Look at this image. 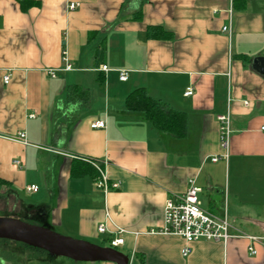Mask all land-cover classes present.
<instances>
[{"label": "crops", "instance_id": "crops-1", "mask_svg": "<svg viewBox=\"0 0 264 264\" xmlns=\"http://www.w3.org/2000/svg\"><path fill=\"white\" fill-rule=\"evenodd\" d=\"M27 2L24 11L18 0H0V179L25 213L101 247L121 238L114 249L130 264H264V236L254 256L248 240L230 239L191 243L183 257L182 238L159 234L165 202L183 195L190 179L204 210L264 233L259 214L241 209L231 187L232 171L264 164V76L252 68L264 57V0ZM136 89L183 113L185 137L127 111ZM226 112L224 159L216 117ZM96 121L105 127L92 129ZM20 132L28 145L10 140ZM100 171L118 188L98 189ZM30 186L37 191L25 192ZM18 258L0 252V264H49L35 254Z\"/></svg>", "mask_w": 264, "mask_h": 264}, {"label": "built area", "instance_id": "built-area-1", "mask_svg": "<svg viewBox=\"0 0 264 264\" xmlns=\"http://www.w3.org/2000/svg\"><path fill=\"white\" fill-rule=\"evenodd\" d=\"M78 7V4H69L67 9L72 11ZM222 32L230 34L229 27H223ZM64 68L63 70L68 71L71 69V65L68 63L67 58H63ZM100 70L106 71V66H101ZM51 77L55 76L54 71H48ZM127 72H120L119 80L125 81L127 79ZM8 77L4 78V83L8 82ZM192 95V89L188 88L184 96L188 97ZM247 103H245L246 105ZM216 120L219 124V141L220 147L225 151L222 156L224 159L227 158V148L229 143L230 135V114L226 112L223 115H218ZM105 123L103 121H96L91 124L92 129H103ZM10 140L19 142L22 145H28L25 140V134L20 132L15 136L11 137ZM217 158H213L212 162H216ZM12 164L19 168L20 161H13ZM96 187L98 189L107 192L109 188L117 189L118 184L114 183L109 185L108 180L104 173L99 172V177L96 180ZM36 186H30L25 189V192H36ZM200 189L195 185L193 179L188 181V187L185 193L181 196L176 197L174 200H167L163 210V223L159 230V234L165 236H177L184 240L187 244L182 249L181 254L186 257L190 250L188 245L198 241L207 242H221L226 244L230 239H246L250 243L247 248L248 253L251 256L256 255L257 251L254 248L255 244L260 243L262 240L259 237L245 234L244 232L233 227L226 218H217L204 210L199 200ZM106 232L105 225H99L97 227V233L103 234ZM123 243L121 238H116L110 241L111 248H116Z\"/></svg>", "mask_w": 264, "mask_h": 264}, {"label": "water", "instance_id": "water-1", "mask_svg": "<svg viewBox=\"0 0 264 264\" xmlns=\"http://www.w3.org/2000/svg\"><path fill=\"white\" fill-rule=\"evenodd\" d=\"M252 68L264 76V57L254 58ZM0 241L19 243L42 251L50 257L64 258L76 263L130 264L129 258L114 248L70 238L45 226L12 217H0Z\"/></svg>", "mask_w": 264, "mask_h": 264}, {"label": "rangeland", "instance_id": "rangeland-1", "mask_svg": "<svg viewBox=\"0 0 264 264\" xmlns=\"http://www.w3.org/2000/svg\"><path fill=\"white\" fill-rule=\"evenodd\" d=\"M231 187L232 191L237 196V202L241 209L247 211L254 210L259 214L261 221H264V164L261 168H257V170H244L242 172L239 170L237 173L232 171ZM17 194L19 196L21 192L20 194ZM21 206L20 201L9 190H0V217L16 218L30 224L45 226L53 231H56L54 226L45 225L41 218L35 217L31 214H26ZM232 220L235 221L234 218H230V221ZM235 226L248 234L255 235L257 237L264 236L263 231H261L262 228L256 224L236 222ZM57 233L72 238L71 232L67 233L57 230ZM102 244L106 245L103 242ZM3 251L8 252L10 255L18 253V260L20 261H26L24 258L28 259V256L35 254L37 258H41L40 260H44L49 264H54L55 262H69L67 259L50 257L46 254L38 253L28 247L16 245L14 242H0L1 254ZM29 260L31 259L29 258Z\"/></svg>", "mask_w": 264, "mask_h": 264}, {"label": "trees", "instance_id": "trees-1", "mask_svg": "<svg viewBox=\"0 0 264 264\" xmlns=\"http://www.w3.org/2000/svg\"><path fill=\"white\" fill-rule=\"evenodd\" d=\"M18 2L20 3L22 10L25 11L28 8L29 3L27 0H18ZM103 55L104 47H101L96 52V64L102 61ZM125 109L129 112L142 113L144 118L150 122L151 125L159 132L168 133L175 138H183L186 135L185 115L183 113L166 109V107L160 104L158 101L152 100L143 89H136L128 95L125 101ZM1 189L9 190V185L2 179H0V190ZM15 244L26 247L19 243ZM34 251L46 254L39 250Z\"/></svg>", "mask_w": 264, "mask_h": 264}]
</instances>
